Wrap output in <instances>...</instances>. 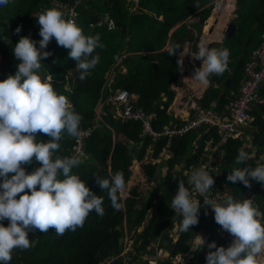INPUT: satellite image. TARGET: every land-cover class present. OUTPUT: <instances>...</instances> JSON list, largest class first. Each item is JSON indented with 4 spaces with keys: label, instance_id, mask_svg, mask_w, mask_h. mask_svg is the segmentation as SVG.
I'll return each mask as SVG.
<instances>
[{
    "label": "trees",
    "instance_id": "trees-1",
    "mask_svg": "<svg viewBox=\"0 0 264 264\" xmlns=\"http://www.w3.org/2000/svg\"><path fill=\"white\" fill-rule=\"evenodd\" d=\"M52 1L10 0L7 6L0 7V55L3 57L0 61V80L6 79L9 74H14L16 66L20 63L14 57L13 47L21 36L30 35L37 41L36 46L39 47L40 26L36 22V16L42 12V5H46L48 9L59 7L61 4L69 7L76 4L75 8L78 11L76 23L82 28L84 34H100L104 47L97 48L94 52V55H99V62L90 69V75L81 81L75 61L68 57V50L58 46L53 38L45 49L52 55L41 62L42 67L38 71L42 79L52 78L54 89L66 95L75 112L83 117L80 129L94 126L91 134L83 140L81 146L83 154L76 153L80 156L82 163L74 167L72 172L80 175L87 186L103 198L105 214L100 217L95 212L90 213L83 227L77 228L76 231L67 230L62 236H58L51 228L47 233L39 230L29 231V239L36 241L35 247L27 250L14 249L9 264H124L121 252L125 244L124 242L120 244L119 238H124L125 234L133 236L132 246L128 250L129 257L131 256L129 264H142V255L148 253L147 245L153 239L163 235L171 249L161 264H173L171 257L186 253L190 247L191 238L203 225L208 226L204 239L207 242L214 239L218 247L224 246V239L217 237L211 222L205 223L209 215V207L204 206V198L198 193L196 196L202 205L198 224L192 226L187 233H180L179 241L175 243L171 242L172 239L165 234L164 229L171 225L170 216L175 214L169 207L176 194L174 190L178 191L180 180H184L185 187H191L187 185V176L204 162L203 148L211 138L213 148L220 147L225 150L221 164L223 173L218 176L209 171L215 180L212 189L215 193L220 192L224 196L232 195L237 200L246 199L243 190L235 191L224 182L225 189L222 183L223 175L227 176L228 172H231L232 162L236 161L238 154L237 150L241 149L243 144L242 139L228 138L225 144L219 145L220 138L216 131L214 129L205 131L203 127L189 130L182 136L174 135L170 138L161 136L152 139L147 134L142 135V126L139 121H121L115 116L111 104L106 102L115 90L125 89L135 95L136 107H141L147 114L155 113V118L151 120L154 130L160 131L163 126L172 121V118L173 123H183L171 117L167 111L175 96L171 85L180 75L176 62L179 57L177 53L181 50L178 49L175 55L169 56L168 49L173 44H180L182 48L185 40L193 41L199 36L201 26L213 6L204 7V4L210 0H138V2L135 0H54L55 3ZM194 2L199 4L198 8L194 6ZM225 2L228 4L226 0ZM134 4H138L136 11L130 12L128 8L130 6L133 8ZM236 4V12L243 15L242 24L256 23L255 29H258L260 38L264 32V0H236ZM106 14L110 16L109 19L115 21L113 29L108 28L107 22L102 25L97 24L98 20ZM188 16L198 17V19L194 23L182 22ZM220 16L221 14L218 17ZM91 22L92 25H89ZM178 22L182 23L171 32L172 27ZM18 25L21 26V31L16 33L15 29ZM187 27L191 28L190 32ZM245 35H243L245 36L243 47L247 37L250 36L249 32ZM250 42L251 39L247 45ZM245 59L237 60L238 65L234 68L232 75L212 76L216 86L209 85L203 95L196 99L197 104L205 109L225 111L224 104L228 102L231 92L242 80ZM226 76L231 78L228 87L224 86ZM232 83H235L233 90L229 89ZM99 108H102V112L97 113ZM261 111L264 112V105L260 106V109L256 107L255 120L250 129V134L253 135L252 145L256 146L258 157L264 152V114L261 117ZM97 115L100 117L98 118ZM78 137L64 135L57 155L69 156L72 151L75 152L73 146L78 144L76 141ZM37 139L47 141L51 137L39 133ZM149 149H152L153 158L160 157L164 151H168L170 155L166 159L162 157L159 164L143 163L142 160ZM219 150L218 148L213 154L217 155ZM134 160L141 163L147 179L154 182V189L148 201L144 203V196L140 195L136 187L133 188L130 191L131 195L124 201L120 197L121 209L116 211L111 206L107 191L101 192L93 174L111 179V175L119 171L122 172L127 183ZM163 164L167 165L165 175L161 174ZM177 165H180L179 169L175 168ZM39 166L38 162L33 161L32 164L24 167L26 171L31 172ZM229 185L233 186V183L229 181ZM190 191L192 195L196 192L194 187ZM256 198L255 202L263 211L261 223L264 224V205ZM138 203L140 204L137 208ZM152 206H154L152 211L154 218L150 224H147ZM203 217L205 218L202 221ZM180 221L178 220L177 223ZM2 223L7 226L9 221L4 220ZM142 226V231L137 232ZM161 231L163 234L160 235ZM208 251L206 247L197 248L193 258L186 264H206Z\"/></svg>",
    "mask_w": 264,
    "mask_h": 264
},
{
    "label": "clouds",
    "instance_id": "clouds-1",
    "mask_svg": "<svg viewBox=\"0 0 264 264\" xmlns=\"http://www.w3.org/2000/svg\"><path fill=\"white\" fill-rule=\"evenodd\" d=\"M9 2L10 0H0V7L7 6ZM222 2L220 11L226 10L228 6L225 0ZM137 5L133 6L135 11ZM210 5L214 6V3ZM194 6L198 8L199 4L194 2ZM36 18L40 26L39 47L36 46L37 41L30 35L21 36L13 47L14 57L20 63L16 66L14 74H9L6 79L0 80V178H2L0 182V264H9L14 249L27 250L35 247L36 241L29 239V231L39 230L47 233L51 228L58 236H62L67 230L76 231L77 228L83 227L90 213L95 212L100 217L105 214L103 198L93 192L80 175L72 172L74 167L82 163L79 155L83 152L80 150L79 155H74L73 151L69 156L57 155L64 135L75 138L79 136L80 131L87 128H90L92 132L94 126L80 129L83 117L75 112L66 95L54 89L52 78L42 79L38 71L42 67L41 62L52 55L45 49L54 38L58 46L68 50V57L75 61V67L80 72L79 79L83 81L90 75V69L99 62L100 57L98 54L94 55L95 50L103 48L104 45L99 33L85 35L82 28L74 20L67 18V14L58 6L46 9ZM193 18L198 19V17ZM236 19L226 22L221 30V36L217 41H213L214 44H221L223 47L227 42V40L223 42L225 35L223 31L229 22L237 26L233 36L239 33ZM113 22L115 27V21ZM250 26L255 28L256 25L252 23ZM20 31L21 26L18 25L15 32ZM203 35L204 30L199 40L193 43L185 40L186 51L180 44H173L169 47L168 53L169 56H173L178 49H182L177 53L179 57L176 62L180 72L183 70L186 54L190 55L194 61H202L199 67L194 68L191 78L206 84V88L209 85L215 87L216 84L213 80L210 82L209 77L222 75L228 69L230 52L227 48L210 47L212 42L203 39ZM249 39H251L250 36L247 37V41L245 40V45ZM247 59L248 55L245 63ZM254 108L251 115L255 120ZM252 122L244 127H249L248 130H250ZM39 133L51 139L38 140ZM237 151L236 164L244 166L233 168L231 172H228L227 180L233 184L240 182L248 187L245 191V197L248 198L241 201L234 199L232 195H226L219 199L220 202L216 199H205L204 196H207L214 187L215 180L213 175L204 168L203 162L199 168L193 169L187 176V185H191L190 188L185 187L184 180L179 181L178 191L173 196L169 207L182 219L180 223L172 220L171 225L168 226L173 232H177L176 236L173 233L168 234L167 227L164 229L165 234L175 243L179 241L180 233H187L192 226L198 224L202 206L195 194L198 193L204 198V206L209 207V215L205 221L214 223L217 237L222 238L220 233L224 230L234 238L228 247L222 245L218 247L214 239L210 242L204 239L208 229L203 225L189 242L190 245L191 242L194 244L185 263L193 258L197 248L206 247L209 250L206 255V264H264V261L260 259L264 254V224L258 218L259 212L262 211L258 209L259 204L252 197L254 192L251 187L252 180L261 183L260 195L262 196L264 163H258L255 168L247 166L246 163L249 158L256 163L263 162L264 155L255 158L242 148ZM33 161L38 162L40 166L31 172L26 171L24 166L32 164ZM93 175L101 192L107 191L113 209L119 211L121 209L119 200L122 197L120 193L126 189L127 184L122 172L112 174L111 179ZM193 187L196 192L192 195L190 189ZM212 195L220 194L212 193ZM152 214L154 213L150 214V218ZM4 220L9 221L7 226L2 223ZM199 236L200 240L196 241ZM163 237L164 235L160 236L161 241L157 247L152 246V249L148 250L152 259L156 261L160 259L158 255L165 253L164 247L169 251L171 249L168 241L166 245H163ZM188 252L189 249L183 255L186 256ZM168 253L163 259L168 256ZM179 257L181 261L176 260ZM171 258L173 264L174 261L185 264L184 257L180 253ZM163 259L159 262L160 264ZM148 261L150 259L146 262Z\"/></svg>",
    "mask_w": 264,
    "mask_h": 264
},
{
    "label": "built area",
    "instance_id": "built-area-1",
    "mask_svg": "<svg viewBox=\"0 0 264 264\" xmlns=\"http://www.w3.org/2000/svg\"><path fill=\"white\" fill-rule=\"evenodd\" d=\"M75 5L69 7L66 4H61L59 5V9L67 14V18L76 22L78 11ZM109 18V15L106 14L98 20L97 24L102 25L104 22H107L108 28L113 29L114 22ZM89 25H92V22ZM242 74V80L238 87L231 92V102L225 107V111L219 112L215 109H205L191 101L189 105L197 108L194 110L190 119L182 118L180 121H183V123L181 124L169 123L160 131L154 130L152 127L151 120L155 118V113L147 114L141 107H136L134 105L135 95L127 90H115L107 98L106 102L111 104L115 116L120 118L121 121H139L142 126V135L147 134L152 139H157L161 136H167L169 138L174 135L182 136L186 132H189V130L203 127L205 131L214 129L220 138L219 145L225 144L228 138H241V128L250 125L254 120V117L251 115L254 106L264 105V32L251 48ZM100 112H102V108L97 110V113ZM97 117L99 118L100 116L97 115ZM90 132V128L80 131L79 137L76 140L78 144L73 146L75 150L74 155L79 153L84 138ZM206 199H216L220 202V195H212L211 193L207 195ZM258 218L262 220L261 214ZM220 237L224 239V247H228L234 239L228 232L220 233ZM147 260L148 258L146 257L145 263H147ZM147 264H155V259H150ZM174 264H180V262L174 261Z\"/></svg>",
    "mask_w": 264,
    "mask_h": 264
},
{
    "label": "rangeland",
    "instance_id": "rangeland-1",
    "mask_svg": "<svg viewBox=\"0 0 264 264\" xmlns=\"http://www.w3.org/2000/svg\"><path fill=\"white\" fill-rule=\"evenodd\" d=\"M222 1H224V0H214L212 3H214V6H213V10L212 11H210V14H209V16L210 15H213V13L215 12V14H216V18L215 19H213V20H211L210 22H208V24H207V26H206V28H208L209 29V27H210V25L211 24H214L215 25V21H217V23L216 24H218L219 23V21L221 20V19H224L225 17H226V22L227 21H230V20H232V21H234L235 19H236V17H237V12H236V9H237V4H236V0H233V8H232V10L229 12V13H226V11L220 16V17H218L223 11H220V9L222 8V4H223V2ZM52 2H54V0L52 1ZM55 3V2H54ZM137 5V4H136ZM207 6V5H206ZM229 6H227V8H228ZM230 8V7H229ZM47 9V6L46 5H42V7H41V11L43 12L44 10H46ZM129 9V11L130 12H134V8H132L131 6L128 8ZM208 16V17H209ZM194 16H188L186 19H184L182 22H186V23H189V22H191V23H194V22H196L197 21V19L196 18H193ZM242 17H243V15H239V18L238 19H236V23L238 24V26H239V33L237 32V34L235 35V36H233L232 38H230V40L228 41L227 40V42L223 45V47H221V44H214V48H227L228 50H229V52H230V57H229V65H228V69L223 73L224 74V76L225 75H227V76H229V75H232L233 74V71H234V68L235 67H237V65H238V63H237V60L238 59H245L246 58V56H247V54H248V51L250 50V48H252L253 46H254V43H255V41L259 38V33H258V29H255L256 28V26H255V28H254V26H251L250 27V23L249 22H247L245 25H243L242 24V22H241V20H242ZM182 22H178L177 24H175L173 27H172V30L171 31H173V30H175V28L178 26V25H180ZM226 22H225V24H226ZM207 23V18L204 20V26L202 25L201 26V30H200V34H199V36L197 37V38H195V39H193V41H191L192 43L193 42H195V41H197V40H199V38L201 37V35H202V32H203V30H204V28H205V24ZM254 25V24H253ZM219 26H221L222 28L224 27V26H222V25H219ZM187 29H188V31L190 32V30H191V28L190 27H187ZM203 29V30H202ZM250 29H252V31L250 32ZM196 32V31H195ZM221 32V31H220ZM245 32L246 33H248V32H250V37H251V42H250V44L249 45H244V47L242 46V43H243V39H244V37H243V35H245ZM217 36V35H216ZM216 36L214 37V39L216 38ZM214 41H217V40H214ZM184 44H187L186 42H183ZM189 43V42H188ZM191 43V44H192ZM168 45H166V47H167ZM130 54H132L131 52H130ZM141 54H143V53H141ZM3 60V57L0 55V61H2ZM185 63H187L186 62V60H185V58H184V60H183V69L185 68V66H184V64ZM232 63V64H231ZM194 66H195V63H194ZM200 66V64H196V67H199ZM191 70H193V68L191 67ZM226 76V77H227ZM225 77V78H226ZM197 87H199V88H201V87H203V85H201V84H199ZM224 89L223 87H219V89ZM235 88V83H232L231 84V86L229 87V89H231V90H233ZM173 89H174V91H175V96H174V99L172 100V102L170 103V105L168 106V108H167V111H169V110H171V109H173L174 108V106L176 105V103H177V98L178 97H182L180 94H177L178 92H180V90L178 89V88H174L173 87ZM197 91H199V89L197 90ZM203 92H204V90H202L198 95H197V99H199L202 95H203ZM193 103H195V104H197V102H196V99H195V101L193 100ZM196 109L197 107H194V106H187V108L186 109H184L185 110V114H181L180 113V119L181 118H188V115L190 114V109ZM172 121H173V118L171 119ZM164 127V126H163ZM196 142V141H195ZM195 142H194V144H195ZM246 145H248L247 143H245ZM242 146H243V144H242ZM151 151H152V149H151ZM151 151H148L147 152V156H145L146 158H144L143 160H142V162L144 163H146V162H150L151 164H159V162H158V159H152L151 157H150V153H151ZM255 151V149L253 148V147H249V152H254ZM162 155H161V157H160V159H162V157H164V159H166V158H168L169 157V155H170V153L168 152V151H164V152H162L161 153ZM261 155H264V152L261 154ZM250 156H253V154L251 153V155ZM264 157V156H263ZM212 158V157H211ZM213 159V158H212ZM214 160V159H213ZM139 162V161H138ZM137 161H133L132 162V165H131V175H130V178H129V180H128V182H127V184H126V189L125 190H123L120 194H121V198H122V200H125L127 197H129L130 195H131V190H133V188H137V191L140 193V195L141 196H144V194H145V192L149 189V187L150 186H155V184H154V182H151L150 180H148L147 179V177L145 176V174H144V170H143V168H142V166H141V163L139 162L138 163ZM214 162L215 163H217V161L216 160H214ZM253 161H251V159L249 158L248 159V161L246 162L247 163V166H249V167H252V168H255L256 166H257V164L258 163H264V161L262 162V161H260V162H255V163H252ZM244 165H237L236 164V161H234L233 163H232V165H231V171H232V169L233 168H236V167H243ZM175 168L176 169H179L180 168V165L179 166H175ZM166 171H167V165L166 164H163V165H161V174L162 175H165V173H166ZM225 183L228 185V187H230L231 189L233 188L235 191H242L244 188L246 189V188H248V187H246V186H244L242 183H240V182H237V183H235V184H233V186H231V185H229V181L226 179L225 180ZM165 187H166V185H165ZM251 187H255V191H256V193H257V195H258V202H260L262 205H264V198L260 195V185H259V182H257V181H255V180H252L251 181ZM177 192V189H175L174 190V194ZM161 193H162V191H161ZM139 204L140 203H138L137 205H136V207L138 208L139 207ZM153 209H154V206H152V208H151V213H152V211H153ZM164 217V216H163ZM171 220H181L182 219V217L181 216H179V214H172L171 216ZM204 218L205 217H203V219H202V221L204 220ZM208 221H205V223H207ZM213 226H214V223H211ZM212 226V227H213ZM206 229H208V226L207 227H205ZM142 227H140L139 229H138V231L137 232H141L142 231ZM164 229V228H163ZM166 229H168L169 230V232H168V234L169 233H173V235L174 236H176V234H177V232H173L172 231V229L170 228V227H167ZM135 236H137V235H135ZM131 239H130V238ZM133 237V236H132ZM132 237H131V235L130 236H128V235H126L125 234V236H124V243H125V246H124V248H123V251L121 252V255L123 256V260H124V262H125V264H127L129 261H130V257H129V254H128V250L131 248L130 246H128V243H129V241H131V243H132ZM122 238V242H121V244H123V237H121ZM165 238L163 237V240H164ZM200 240V236L198 237V241ZM171 242H173V240H171ZM138 243V242H137ZM166 243H167V240H164V243H163V245H166ZM174 243V242H173ZM194 244V243H193ZM193 244H192V242H191V245H190V247H189V252L187 253V255L186 256H184L183 255V253H180L181 254V256H183L184 258H183V263H185L187 260H188V256L191 254V250L193 249ZM132 246V245H131ZM152 249V244H149V245H147V250H151ZM164 249V251H165V253L164 254H162V255H158V257L160 258V259H158V261H156V259H155V264H160L159 262L165 257V255L168 253V251L169 250H167L165 247L163 248ZM163 251V252H164ZM146 256H147V258L148 259H152V255L150 254V253H144L143 255H142V257L141 258H143L142 260H146ZM178 259H180V260H178ZM178 259H176V260H178V261H181V258L179 257ZM260 259L262 260V261H264V254H262L261 255V257H260ZM148 263V262H147ZM100 264H107V263H100ZM134 264V263H133ZM146 264V263H145ZM186 264V263H185Z\"/></svg>",
    "mask_w": 264,
    "mask_h": 264
},
{
    "label": "crops",
    "instance_id": "crops-1",
    "mask_svg": "<svg viewBox=\"0 0 264 264\" xmlns=\"http://www.w3.org/2000/svg\"><path fill=\"white\" fill-rule=\"evenodd\" d=\"M214 0H210V1H207L205 4H204V7H208V5H210ZM227 3H228V7L226 10L224 9L223 12L221 13V15L226 11V13H229L232 8H233V3H232V0H226ZM207 5V6H206ZM216 14L215 12L213 13V15H210L209 18L207 19V23L205 24V28H204V35H203V39H206V40H209L211 42H213L214 40H218V35L219 33H221L220 31L222 30V27L219 26V25H222L224 26L225 25V22H226V17L224 19H221L219 21L218 24H211L209 29L206 28L208 22H210L211 20L215 19L216 17H214ZM254 25H256V23H253ZM209 25V24H208ZM208 27V26H207ZM217 35V36H216ZM216 36V38L214 39V37ZM202 39V38H201ZM200 39V40H201ZM187 47V44H184L183 43V46H182V49L185 50ZM211 47L214 48V45L211 43ZM181 49V50H182ZM186 51V50H185ZM185 60L187 63L184 64L185 68L180 72V75L178 77V79L176 80V82H174L172 85H171V88L173 89L174 88H178L180 90V92H178L177 94H180L182 97H178L177 98V103L176 105L174 106L173 109L169 110V111H172L175 116H181V114H185V110L187 108V106H190V102L192 100L195 101V98L197 99V95L202 91V90H205L206 88V84H202L198 81H195L191 78V76L193 75V72H194V68H196V64H200L202 63V61L200 60H193L191 58L190 55L187 56V54L184 56ZM194 63H195V66H194ZM191 67L193 68V70H191ZM199 84L203 85V87L199 88L197 87ZM199 89V91H197ZM174 90V89H173ZM230 97H228V102L225 103V106L230 103L231 101H229ZM256 107L260 109V105L259 106H255V110H256ZM168 111V112H169ZM261 117H263V114L264 112L261 111ZM170 123H173V121H170ZM249 127H242L241 128V131H242V136L240 139H242L243 141V146H241L242 149L244 150H247L246 151L247 153H252L254 155L255 158H257L258 156L256 155V151H257V148H254L255 151L254 152H249V147L253 146L252 145V140H253V135L250 134V130H248ZM238 139V138H237ZM196 141V140H195ZM212 138L208 141V143L204 146L203 150H204V153L202 154L203 158H204V168L209 172V171H212L215 175H221L223 173V168H221V164L223 162V156L225 154V150L224 149H221L220 147H218L220 150H219V153L217 155H214L213 153L218 149V148H213L212 147ZM245 143H247L248 145H246ZM254 147H256L254 145ZM148 151H151L150 149ZM147 151V152H148ZM152 153V151H151ZM151 153H150V157L152 159H158V162L160 163L161 162V159L160 157L158 158H153L151 156ZM162 155V154H160ZM147 156V154H146ZM260 156V155H259ZM217 161V163L214 162V160ZM146 158V157H145ZM139 163V162H138ZM233 163V162H232ZM252 163H255V162H252ZM178 166V165H177ZM187 173V172H185ZM227 179V176L224 174L223 175V186L224 188L226 189V185H225V180ZM261 183H259L260 185ZM253 189V192H254V195L257 196V193L255 191V187H252ZM244 191V197H245V191L246 189L244 188L243 189ZM211 193H215L213 189L210 190V192L208 194H211ZM220 198H223L224 197V194L220 193ZM252 196L253 198H256V196ZM207 196H204V198L206 199ZM251 197V198H252ZM245 198H248V197H245ZM257 200V198H256ZM258 209H260L259 205H258ZM261 214V217H263V211L262 212H259ZM223 232L226 233V231L223 230ZM222 232V233H223ZM163 234V232L161 231L160 235ZM130 238V237H129ZM131 239V238H130ZM161 241V238L158 237L157 239H153L152 240V246L154 247H157V245L160 243ZM196 241H198V237L196 239ZM132 243L131 241H129L128 243V246L131 247Z\"/></svg>",
    "mask_w": 264,
    "mask_h": 264
},
{
    "label": "water",
    "instance_id": "water-1",
    "mask_svg": "<svg viewBox=\"0 0 264 264\" xmlns=\"http://www.w3.org/2000/svg\"><path fill=\"white\" fill-rule=\"evenodd\" d=\"M216 23H217V21H215V24H216ZM236 28H237V26H236V24L233 23V22H229V23L226 25L225 30L223 31V35L225 34V35H224V40H223V42H225L226 40L230 39V38L236 33ZM212 44H213V42H212ZM210 47H211V45H210ZM211 80H212V78H211V76H210V77H209V81L211 82ZM230 80H231L230 77L225 78V80H224V86H225V87H228V85H229V83H230ZM193 112H194V109H193V108L190 109V114L188 115V118H189V119L191 118ZM168 113H169V115H170L171 117H174L175 119H180V116H177V115L175 116V114H174L172 111H169ZM153 189H154V187H153V186H150L149 189L145 192V194H144V198H143V202H144V203H146V202L148 201V199H149V197H150V193L153 191ZM261 194H262V197L264 198V185H263V187H262ZM153 218H154V214H152V216H151V218H150L148 224H150V223L152 222ZM121 242H122V238L120 237V238H119V243L121 244ZM142 263L144 264L145 261H143Z\"/></svg>",
    "mask_w": 264,
    "mask_h": 264
},
{
    "label": "bare ground",
    "instance_id": "bare-ground-1",
    "mask_svg": "<svg viewBox=\"0 0 264 264\" xmlns=\"http://www.w3.org/2000/svg\"><path fill=\"white\" fill-rule=\"evenodd\" d=\"M221 36V33H219L218 38Z\"/></svg>",
    "mask_w": 264,
    "mask_h": 264
}]
</instances>
